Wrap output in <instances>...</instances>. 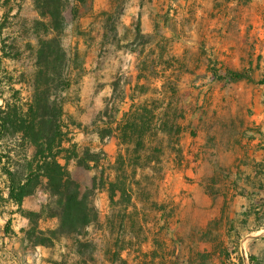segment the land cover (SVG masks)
<instances>
[{
  "label": "rangeland",
  "instance_id": "obj_1",
  "mask_svg": "<svg viewBox=\"0 0 264 264\" xmlns=\"http://www.w3.org/2000/svg\"><path fill=\"white\" fill-rule=\"evenodd\" d=\"M63 16L73 72L60 90L65 147L93 161L61 162L96 222L35 247L22 242L32 225L21 214L12 216L18 236H6V214L0 264H233L237 247L245 264L250 255L264 264V230L254 216L242 223L249 209L235 192L248 162V100L264 82V0H68ZM41 21L35 0H0L1 92L12 96L13 77L18 133L28 139L39 129L31 85ZM226 69L255 80L227 93L218 78ZM50 202L40 190L23 207L40 214ZM38 225L55 231L60 222L47 211Z\"/></svg>",
  "mask_w": 264,
  "mask_h": 264
},
{
  "label": "trees",
  "instance_id": "obj_2",
  "mask_svg": "<svg viewBox=\"0 0 264 264\" xmlns=\"http://www.w3.org/2000/svg\"><path fill=\"white\" fill-rule=\"evenodd\" d=\"M67 3L68 0H35L43 20L39 24L46 34L39 39L37 72L31 85L35 92L34 118L39 122V129L31 138L21 137L18 133L17 106L22 99L21 90L13 87L14 79L11 77L8 86L12 96L6 98L4 92H1L3 87L0 82V99L4 100V104L0 105V217L6 214L11 216L4 232L6 236L16 237L18 235L12 230V216L21 214L28 218L32 227L22 229L25 235L22 242H28L35 247L53 245L54 240L62 236L81 235L97 218L94 209L80 197L78 185L70 177L68 164L63 165L61 162L63 159L68 163L76 160L79 164L93 161L88 156L81 157L76 144L70 148L65 147L69 132L66 131L68 127L64 123L66 99L61 95L62 91L71 86L69 80L73 76L72 57L63 48L61 38L66 28L63 12ZM78 13L76 9L75 17ZM218 78L225 85L252 81L250 70L226 69ZM105 114H100L99 129L102 140H105L109 132L108 124L104 121ZM131 125L130 133L135 132L134 129L137 128L136 123ZM40 190L51 198L47 208L44 207L40 214L25 210L24 199ZM11 207L17 209L8 213ZM47 211L50 218L59 219L60 225L55 231L39 230L38 221ZM250 215L248 211L244 212L242 223L245 224ZM262 229L264 214H256V230ZM47 235H52L53 238L48 239ZM236 254L238 262L233 264H245L239 247ZM255 260V257L250 255L251 264H255Z\"/></svg>",
  "mask_w": 264,
  "mask_h": 264
},
{
  "label": "crops",
  "instance_id": "obj_3",
  "mask_svg": "<svg viewBox=\"0 0 264 264\" xmlns=\"http://www.w3.org/2000/svg\"><path fill=\"white\" fill-rule=\"evenodd\" d=\"M251 75L252 81L255 80L253 72ZM237 84H228L225 92H235L233 87ZM260 85L262 88L256 91L252 88L253 92L248 100L252 108L248 123L249 132L246 133L248 136L245 140L249 148L248 162H243L241 165V170L245 173L244 180L235 191L242 209L245 211L249 209L250 217L254 216L255 219L256 214H264V83L260 82ZM217 132L218 129L214 127L212 133Z\"/></svg>",
  "mask_w": 264,
  "mask_h": 264
}]
</instances>
